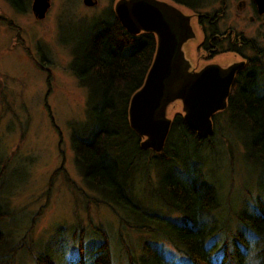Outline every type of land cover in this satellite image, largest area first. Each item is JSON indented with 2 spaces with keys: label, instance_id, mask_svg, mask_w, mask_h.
Masks as SVG:
<instances>
[{
  "label": "trees",
  "instance_id": "trees-1",
  "mask_svg": "<svg viewBox=\"0 0 264 264\" xmlns=\"http://www.w3.org/2000/svg\"><path fill=\"white\" fill-rule=\"evenodd\" d=\"M71 49V71L88 91L85 120L71 124L75 164L88 188L97 192L96 203L111 207L124 226L165 240L155 246L145 243L136 255L127 252L129 264H264V208L241 221L251 237L238 228L228 234V225L213 219L223 206L218 186L200 168L189 176L181 170L190 146L196 153L213 147L207 144L208 137L200 138L180 112L173 116L162 152L140 146L141 137L130 124L129 108L153 64L156 35L129 32L110 6L78 31ZM246 70L243 80L236 79L228 106L215 115V122L226 116L243 145L245 162L260 170L264 189V61L251 57ZM10 163L11 157H0V264H17L19 252L30 249L27 238L31 230L18 237L3 226L5 219L13 216L8 207L10 191L6 190L7 196L2 194ZM152 165L164 166L158 174L159 186L153 189V197L139 195L138 179L141 182L143 176L149 177ZM161 207L178 215H168ZM93 230L102 241L86 264H114L107 230L100 224H94ZM75 244L79 255L85 254L84 238H75ZM163 245L172 247L170 254L166 250L169 255ZM60 246L31 251L35 263L60 264L64 242L63 250ZM79 255L73 263L82 262Z\"/></svg>",
  "mask_w": 264,
  "mask_h": 264
},
{
  "label": "rangeland",
  "instance_id": "rangeland-1",
  "mask_svg": "<svg viewBox=\"0 0 264 264\" xmlns=\"http://www.w3.org/2000/svg\"><path fill=\"white\" fill-rule=\"evenodd\" d=\"M51 2L47 16L38 19L31 13H16L0 0V16L7 17L0 22V157H11L2 194L7 196L10 191L8 207L13 209V216L3 226L18 237L31 230L27 238L30 249L19 252L17 264H36L31 251L55 248L59 243L63 250V242L60 264H75L79 255L75 238L81 237L87 245L85 254L79 255L80 264H86V259L91 262L102 241L94 224L107 230L114 264H129L127 252L136 255L145 243L155 246L165 240L124 226L111 207L95 202L98 194L84 182L71 145V124L85 120L88 97L87 88L71 71L72 42L78 31L114 7L117 0H97L92 7L83 0ZM181 108L178 104L170 109L169 117L182 112ZM227 120L219 116L215 122V132L207 141L213 147L197 153L189 147L181 170L187 176L196 168L203 170L223 198L213 219L228 225V234L238 228L251 237L241 221L264 208L262 177L254 164L245 162L243 145ZM163 168L152 165L147 171L150 176H143L141 182L138 179L139 195L152 196ZM168 215L176 218L178 214ZM163 246L170 254L172 247Z\"/></svg>",
  "mask_w": 264,
  "mask_h": 264
},
{
  "label": "water",
  "instance_id": "water-1",
  "mask_svg": "<svg viewBox=\"0 0 264 264\" xmlns=\"http://www.w3.org/2000/svg\"><path fill=\"white\" fill-rule=\"evenodd\" d=\"M83 2L87 6L97 4V0ZM49 7V0H35L36 17L43 19ZM115 12L129 32H153L157 36L153 64L129 108L130 124L142 138L141 148L163 151L172 125L169 109L178 104L186 123L199 137L212 135L213 117L227 107L235 73L243 62L229 66L210 63L192 70L184 47L194 36L190 16L168 2L117 0Z\"/></svg>",
  "mask_w": 264,
  "mask_h": 264
},
{
  "label": "flooded vegetation",
  "instance_id": "flooded-vegetation-1",
  "mask_svg": "<svg viewBox=\"0 0 264 264\" xmlns=\"http://www.w3.org/2000/svg\"><path fill=\"white\" fill-rule=\"evenodd\" d=\"M4 1L16 13H31L37 18L33 10L35 0ZM160 1L168 2L190 16L194 36L184 47L192 70H199L210 63L229 66L244 61L235 73L232 89L236 79L240 77L243 80L248 74L246 69L251 57L264 61V0ZM49 2L51 7V0ZM6 19V16H0V22Z\"/></svg>",
  "mask_w": 264,
  "mask_h": 264
},
{
  "label": "bare ground",
  "instance_id": "bare-ground-1",
  "mask_svg": "<svg viewBox=\"0 0 264 264\" xmlns=\"http://www.w3.org/2000/svg\"><path fill=\"white\" fill-rule=\"evenodd\" d=\"M156 172V171H155Z\"/></svg>",
  "mask_w": 264,
  "mask_h": 264
}]
</instances>
